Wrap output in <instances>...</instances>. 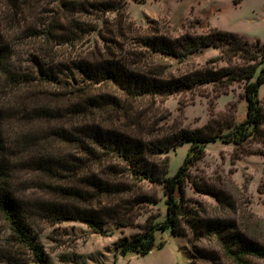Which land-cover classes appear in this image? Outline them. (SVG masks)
Listing matches in <instances>:
<instances>
[{
  "label": "rangeland",
  "instance_id": "obj_1",
  "mask_svg": "<svg viewBox=\"0 0 264 264\" xmlns=\"http://www.w3.org/2000/svg\"><path fill=\"white\" fill-rule=\"evenodd\" d=\"M237 1L0 0V111L4 115L0 129L5 141L13 144L16 133L32 129L44 133L61 124L47 120L31 123L10 117L18 106L10 78L13 70L26 77L31 74L35 61L40 60L44 69H53L60 79L73 84V77L81 79L74 67L76 63H94L107 58L126 60L132 69L154 71L162 67L169 79L211 65L224 66L227 63L223 60L210 62L220 55V49L214 46L204 47L183 61L167 56L163 61L151 60L144 66L148 54L138 41L157 34L173 38L186 32L207 34L217 27L264 43V0ZM234 62L245 63V60L235 57ZM244 84V81H235L225 88L207 82L176 89L169 95L147 97L134 102V110L127 118L116 108L108 113L94 110L93 114L112 116L110 119L117 125L147 139L189 128L220 130L229 138L246 117ZM56 85L32 89L40 93V103L47 100L64 113L63 124L72 125L77 118L70 117L68 110L83 94L76 97L69 94L66 97L71 100L64 103L65 98H50V93L58 89ZM94 88L93 93H111L125 100L123 93L111 83L103 82ZM259 98L264 107V84ZM190 145L187 141L157 154L169 157L168 175L172 176L183 163ZM154 155L150 158L154 159ZM6 156L7 161L14 159L12 154L2 155ZM19 181L17 195L26 202L56 198L32 186L37 174H31L26 168L18 172L14 181L10 178L7 186L13 185L15 189ZM263 183L264 123L258 134L241 144L224 138L208 143L204 156L192 165L186 181L188 220L182 221L183 233L176 235L170 228L156 231V246L146 255L134 251L123 253L116 243L142 232L141 225L151 214L156 222L166 219V195L161 184L145 185L151 193L157 192L160 200L149 203L147 210L136 218L139 225L118 226L109 222L105 230L111 232L105 235L80 220L52 221L36 215L32 220V234L43 247L46 264H264V256L256 254H246L244 261L237 263L223 247L225 241L231 243L240 236L264 249ZM218 222L222 226L232 225L228 235L211 229L213 226L209 224ZM9 236L10 229L0 215V264H39L24 248L15 247Z\"/></svg>",
  "mask_w": 264,
  "mask_h": 264
},
{
  "label": "trees",
  "instance_id": "obj_2",
  "mask_svg": "<svg viewBox=\"0 0 264 264\" xmlns=\"http://www.w3.org/2000/svg\"><path fill=\"white\" fill-rule=\"evenodd\" d=\"M235 2L239 3L237 0ZM138 43L148 54L144 66L151 60L163 61L167 56L183 61L190 54L208 46L220 49V55L213 57L211 63L223 60L227 64L207 66L204 70L169 79L164 76L161 66L153 71L132 69L126 60L116 58L94 63L83 61L74 65L81 74V79L73 77L75 85L70 80L60 79L53 69H44L40 60L35 61L31 74H26V77L19 74L17 69L10 72L18 103L10 117L29 120L31 123L40 120L61 122L44 133L38 129L16 133L13 144L5 141L3 130L0 129V215L10 229L9 240L12 244L31 253L39 264H46V258L41 243L32 234L34 216H43L52 221L80 220L95 232L106 235L111 231L105 230V224L139 225L136 218L147 210L148 204L159 202L157 192L151 193L144 188L148 183L163 186L167 217L162 222H156L154 215H149L146 223L141 225L142 232L130 239L118 241L116 247H121L123 253L134 251L146 255L156 246V231L170 228L174 234H182V221L188 220L186 181L190 177L192 165L204 156L208 143L224 138L241 144L261 130L264 107L259 91L264 84V43L260 39L250 41L238 33L214 27L207 34L186 32L174 38L157 34L143 37ZM235 57L242 58L245 63L234 62ZM235 81L245 82L247 112L229 138L220 130L189 128L147 139L117 125L110 119L112 116L105 118L93 114L94 110L108 113L116 108L124 112L122 117L127 118L134 110V102L144 98L169 95L176 89L207 82L227 88ZM103 82L116 86L125 100L120 95L91 91ZM55 84L58 89L54 92L58 94L50 93V98H65V103L67 99L71 100L67 95L76 97L83 94L68 110L70 117L77 118L72 125L63 124L62 120L66 119L64 113L47 100L40 103V93L32 89L41 85L55 88ZM3 119L4 115L0 111V123ZM187 141L191 145L183 163L172 176L168 175L169 157L157 154L168 152ZM4 153L12 154L14 159L7 161V156L2 157ZM153 154L154 159L150 158ZM23 168L31 174H37V181L32 182V186L56 198L26 202L18 197L20 181L15 189L13 185L7 184L10 178L14 181ZM122 168L124 171H120ZM196 186L200 189L198 183ZM215 195L220 197L218 193ZM222 224L209 225L213 226V231L226 236L232 230V225ZM237 237L234 243H223L227 255L237 263L244 261L246 254L264 256L262 245ZM14 261L17 263V260Z\"/></svg>",
  "mask_w": 264,
  "mask_h": 264
}]
</instances>
